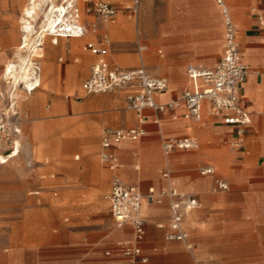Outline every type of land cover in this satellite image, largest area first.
<instances>
[{"label": "crops", "instance_id": "obj_1", "mask_svg": "<svg viewBox=\"0 0 264 264\" xmlns=\"http://www.w3.org/2000/svg\"><path fill=\"white\" fill-rule=\"evenodd\" d=\"M173 2H177V4L173 3L174 7L187 5L183 10L187 12L191 11V2L195 5L206 2L205 14L211 21L212 27H184L180 25V9L178 11L173 9L172 27L157 28L155 35L145 38L150 46L161 44L166 51L175 54L171 58L168 55L155 57L151 55L147 46L140 47L141 56L148 64L154 65V70L143 64L135 67L142 66L149 73L166 78L169 83V90L156 97L158 103L178 99L182 91L189 86L187 68L184 74L182 67L184 63H194L195 65L189 66L198 69H212L223 54V18L215 0H173ZM225 4L240 42L241 62L251 69V74L238 87V104L250 117V124L246 128L240 146H232V142L236 140L233 127L208 116H204L201 122L186 121L182 119L185 108L180 105L165 110L159 127L153 124V113L149 110L145 111L146 134L135 141H123L110 147L109 152L117 159V167L114 170H109L101 162L100 156V165L96 171L82 169L71 174V171L61 170L58 175L60 192L85 191L76 199L81 205L79 209L83 217L82 229L75 235L76 240L90 236L93 243L105 241L110 247L102 256L96 252L82 250L79 264H113L124 260L118 242L131 240L133 229L128 223L121 228L112 226L107 195L113 178L138 188L141 193H145L149 188L160 191L168 187L172 180L180 192L195 197L198 202L195 209L186 212L183 220L188 241L194 245L192 252L181 242L165 240V235L171 231L170 200L164 198L160 202L151 204L142 201L145 235L140 248L142 257L147 260L143 264H264V27L261 25V21L264 20V0H225ZM131 8L132 6L129 8L130 13L136 14ZM113 28L110 32L114 31ZM48 36L32 47L31 57L44 58V54L35 55L36 50H42V46L46 43L57 44L58 40L63 38ZM88 43L98 46L102 44V40ZM85 45L84 50L96 57L94 63L103 60L109 66L121 67L109 60L108 49L102 56H98L85 49ZM158 54H161L160 50ZM2 57L3 55L0 56V62L3 61ZM134 61L130 57L117 58V63L122 66H128ZM87 62L88 58L84 55L76 66L68 69L69 86L77 85V72L83 73ZM42 67L43 74L51 77L53 64L50 62V56L45 57ZM37 69L39 71L35 69V77L41 72L39 67ZM84 80L80 84V94L88 96L82 91ZM2 88L3 85H0V89ZM18 91L16 109L21 120ZM19 92L25 96H30L32 93L27 94L23 90ZM117 95L126 104L125 94L119 92ZM77 99L80 100L81 96ZM95 102V98L87 99L83 103H71L70 108L83 110L92 107ZM23 107L33 111L38 109L36 103L32 101L23 102ZM130 112L133 118L123 113L119 115V119L109 122L112 125L110 127H104L106 120L103 117L99 118L93 134L97 145L99 143V155L100 140L105 129H128L136 124L135 115ZM173 116L176 119H172ZM79 127L82 128V124ZM20 130L19 145L25 141L29 143L28 163H26L29 166L31 154L34 152L33 145L41 136V128L38 125L32 126L29 137L23 141L21 124ZM163 136L177 139L189 137L198 142V147L174 149L165 155L160 144ZM18 157L9 162L17 160ZM85 160L95 161V156H87ZM215 164L223 170L232 169L231 175L228 176L227 173L226 178L218 176ZM2 165L5 164H0ZM205 166H212L215 170L214 174L201 175L198 170ZM164 169L170 170H168L170 180L160 175ZM72 177L75 178L74 181L70 179ZM216 180L226 182L228 189L222 192L214 190ZM230 182L237 186L236 190L229 191ZM49 186L50 190H54L52 183H49ZM106 191L108 193L104 194ZM105 203L108 204L112 230L105 228L100 217L101 213L106 211ZM106 251L110 252L109 256L104 254Z\"/></svg>", "mask_w": 264, "mask_h": 264}, {"label": "rangeland", "instance_id": "obj_2", "mask_svg": "<svg viewBox=\"0 0 264 264\" xmlns=\"http://www.w3.org/2000/svg\"><path fill=\"white\" fill-rule=\"evenodd\" d=\"M48 1H41L37 16L31 20L32 34L28 48L17 50L24 35L21 30L22 10L27 0H0V56L3 55V61L10 59L17 68H21V72L28 64L24 62V65L19 61L20 58H23V55L25 57L32 47L38 44L40 34L45 29L43 13L50 7L51 1ZM60 1L52 0V3L57 4ZM103 1L116 8L113 21L104 23L93 14L84 13L82 0L76 1L75 7L78 8L79 16L76 19L80 20L85 35L81 38H60L57 44L46 43L42 50L38 49L35 53L44 54V58L30 57L33 65L37 64L41 70L40 86L30 96L18 92L21 140L29 137L34 125L40 126L41 136L33 145L34 152L31 154L29 166L26 165L23 152L17 160L0 166V264H79L82 250L96 252L102 256L103 252L110 248L105 241L93 243L90 236L76 240L75 235L81 231L83 219L79 209L81 205L76 199L85 191L60 192L59 189L58 175L61 170L75 174L77 170L82 169L96 171L100 165L99 143L97 145L96 137L93 136L100 117L106 120L104 127L112 126L109 122L119 119V115L123 113L133 118V114L127 109L122 98L118 97L117 92L88 96L80 94V84L96 61V57L84 50V45L88 42L103 41L106 36L107 43L104 46L106 52L108 49L109 60L124 68L143 64L153 71L154 65L148 64L141 56L140 47L147 46L155 57H174L175 54L166 51L163 45L150 46L145 41L146 37L156 34L157 28L172 27L173 9H180V25L184 27H212L205 14L206 2H200L199 5L191 2V11L187 12L183 11L187 5L174 7L173 3L177 2L173 0H139L138 11L132 14L129 10L132 0ZM112 28L114 31L110 32ZM158 50L161 54H158ZM84 55L88 58L85 70L83 73L77 72V85L69 86L68 69L76 66ZM47 56H50V62L53 64L51 77L43 74L42 63ZM119 57H133L135 61L128 66H122L117 63ZM3 61L0 62V83L4 82L1 78ZM191 64L195 65L189 62L182 65L184 74L187 66ZM78 96H81L80 100L77 99ZM92 98H95L96 102L90 108H70L71 103H83ZM21 100L35 102L39 110L24 108ZM80 124L82 128L79 127ZM160 144L162 149V140ZM87 156H95V161L85 160ZM215 166L220 177L226 178L227 173L228 176L232 173V169L223 170L216 164ZM70 179L75 180L74 177ZM49 183H52L54 190H50ZM236 189L237 186L230 182L229 191ZM107 193L108 191L104 194ZM105 210L100 217L105 228L112 230L107 203Z\"/></svg>", "mask_w": 264, "mask_h": 264}, {"label": "built area", "instance_id": "obj_3", "mask_svg": "<svg viewBox=\"0 0 264 264\" xmlns=\"http://www.w3.org/2000/svg\"><path fill=\"white\" fill-rule=\"evenodd\" d=\"M73 2L72 13L77 18L78 8L75 7L77 0ZM83 11L93 14L102 22H110L116 15L114 5L103 0H82ZM220 8L223 18V54L219 62L212 69H198L187 67L186 73L190 84L185 88L178 99L169 100L166 103L156 102V97L165 94L169 90L166 78L149 73L144 67L121 68L109 66L103 60L94 63L89 75L82 84V91L86 95H96L114 92H123L127 108L135 115L136 124L128 129H105L101 136L100 160L109 169L117 167L116 157L109 152L112 145L123 141H135L146 134L145 111H151L154 115L153 124L157 127L161 124V116L166 109L183 105L185 112L182 119L189 122H201L204 116L215 118L224 125L234 128L236 140L233 147H239L244 137L246 128L250 124L249 114L240 108L238 104V87L251 74V69L241 62L240 42L235 26L225 0H215ZM139 0H133L131 11L137 13ZM264 27V20L261 21ZM78 35L84 31L77 28ZM103 37L101 45L87 43L85 49L94 55L102 56L105 53ZM34 67L39 71L38 65ZM264 71V70H263ZM39 86V75L29 79L28 83H20L17 86L8 84L6 81L0 89V154L10 158L19 149L20 119L16 109V93L23 90L30 94ZM172 119H176L175 116ZM198 142L195 139L185 138H162V150L165 155L174 149H195ZM212 166H205L199 170L201 175L214 174ZM164 179L170 180V173H161ZM228 189V184L222 180H216L215 189L222 192ZM170 200V228L165 235V240L181 242L187 250L194 247L188 241V233L184 229L183 220L186 212L195 209L198 202L195 197L180 192L175 184L170 181L169 186L155 191L149 188L141 193L138 188L113 178L110 182L107 199L109 211L114 228H121L130 224L133 229L132 239L118 243L120 253L124 257L123 262L113 264H139L147 260L141 255L140 243L145 235V221L141 211L142 201L157 203L162 199ZM110 255L109 251L104 253Z\"/></svg>", "mask_w": 264, "mask_h": 264}, {"label": "bare ground", "instance_id": "obj_4", "mask_svg": "<svg viewBox=\"0 0 264 264\" xmlns=\"http://www.w3.org/2000/svg\"><path fill=\"white\" fill-rule=\"evenodd\" d=\"M41 1L42 0H27V3L22 10L23 24H22L21 30L23 31L24 35H23L22 41L20 42V44L17 47V50H23L25 48H28V46H29L30 36L32 34L31 33L32 32L31 20H34L33 19L34 16H37V10L39 9ZM50 1H51V4H50L49 9L48 10L46 9L43 13L45 15V18H44L45 22H44V26H43L45 29L42 32L40 31L41 34H40V38H39L38 42H40L46 35L59 36V37H63V38L64 37L81 38L82 36H84L85 35L84 31L82 32L81 35H78L77 28H83V27L81 26L80 20L76 19V17H73V15H72L73 2L71 0H61L59 3L54 4V3H52V0H50ZM77 1L79 2L80 0H77ZM38 17H39V14H38ZM78 17L79 16H77V18ZM32 22H34V21H32ZM19 23H20V21H19ZM29 49H30V47H29ZM21 52H23V51H21ZM31 52H32V50L30 52H28V54L25 55V57L23 55V58H20V60H19L22 63L27 62V64H28L25 66V69H23L22 72L20 71L21 68H17V65L14 64L10 59H5L3 61L4 68L2 70L1 78L3 79L4 82L6 81V83H8V84L11 83L14 86H17L20 83H25V84L28 83L29 79H31L34 76V74H36L35 69H34V65L30 61ZM12 53L14 54V52H12ZM24 65H25V63H24ZM4 82L0 83V85L4 84ZM19 91H21V90H19ZM17 104H18V102H17ZM29 104H31V103H29ZM21 152L24 153L25 161H26V163H28L29 143L25 141L19 145V149L17 150V153L12 155L10 158H5V156H2L0 154V164H7L9 162V160L19 156ZM141 211H142V208H141Z\"/></svg>", "mask_w": 264, "mask_h": 264}]
</instances>
